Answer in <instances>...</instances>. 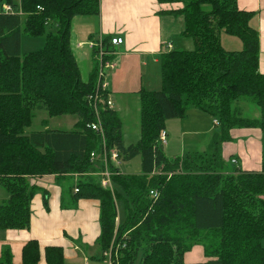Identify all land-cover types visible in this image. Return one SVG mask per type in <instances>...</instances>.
<instances>
[{
	"label": "trees",
	"instance_id": "obj_1",
	"mask_svg": "<svg viewBox=\"0 0 264 264\" xmlns=\"http://www.w3.org/2000/svg\"><path fill=\"white\" fill-rule=\"evenodd\" d=\"M157 2L182 3L181 9L163 13L182 17L181 37L192 40L193 49L163 53L160 89L138 92L137 145L125 148L118 115L100 112L107 147H117L123 161L141 158V174L113 176L111 194L97 178L86 176L102 170V164L89 162L92 152L101 153V137L86 127L94 121L87 97L98 84V51L93 49L92 70L83 82L70 47L72 19L98 16V0H0V187L8 195L0 204V231L29 228L38 190L47 201L48 194L33 179L77 176L73 197L99 202L100 259L111 249L112 264H264V166L256 173L235 167L227 176L212 169L222 164L220 145L230 139V130L264 133V74L258 71L259 35L249 25L252 13L240 10L237 0ZM5 4L11 12L3 11ZM221 33L239 39L242 49L224 50ZM23 35H45L44 48L23 55ZM109 42L102 41L105 51ZM244 99L256 106L258 117L244 116L236 104ZM36 108L44 109L48 119L77 121L70 130H49L44 119L42 130L27 135ZM190 108L218 120L220 131L207 154L168 161L156 148L159 133ZM157 169L170 176H151ZM117 190L125 198L124 224L116 223ZM196 244L202 246L204 261L185 263ZM10 257L7 250L0 264H11ZM41 262L65 264V250L28 241L22 264Z\"/></svg>",
	"mask_w": 264,
	"mask_h": 264
},
{
	"label": "crops",
	"instance_id": "obj_2",
	"mask_svg": "<svg viewBox=\"0 0 264 264\" xmlns=\"http://www.w3.org/2000/svg\"><path fill=\"white\" fill-rule=\"evenodd\" d=\"M98 2V16L72 19L71 51L79 67L80 75L81 71L86 73V78L85 80L81 78L82 81L87 82L94 61L93 50L89 47V43L116 37L122 38L121 45L113 48L108 45V48L113 50L116 67L106 75L108 83L106 91L113 103L112 111L121 120L122 135L124 129L135 130L139 133L140 100L138 92L141 89L146 91L160 89L159 57L167 52L166 44L170 43L172 50L181 49V46L191 47L192 45L193 47V44L185 43V41L182 44L176 42L177 35L183 39L181 37L182 17H173L163 13L181 9L183 5L182 3L159 4L157 0H98ZM237 6L240 10L252 13L249 25L259 35L258 71L264 74V0H237ZM164 21L166 22L165 29H163ZM220 44L226 50L222 45L221 38ZM196 110L195 108L188 109L189 115L180 122L181 152L185 150V141L187 140L183 136L187 133L196 134V127L202 126L206 130L205 126L209 119L202 115L203 112ZM190 116L196 117L195 120H191L194 128L185 129L183 122ZM205 116L208 117L207 114ZM196 120H200L198 126L195 123ZM166 135L168 137V133ZM167 137V144L162 148L165 158L164 151L171 152V141L170 139L168 141ZM174 137L176 135L172 134L169 138L172 140ZM229 137V143L222 142L220 145L219 156L222 165L231 166L234 169L237 167L245 172L260 171L259 163H262V159H264V133L258 128H235L230 130ZM123 146L126 148L130 145L123 143ZM190 148H193V144H190ZM226 154L230 156V160H237V166L234 167L231 163V165L224 164L223 159ZM74 177L77 178V176ZM74 177L72 176V178ZM56 179V176L51 175L33 179L32 182L34 181V184L39 187L38 184H44L50 180L53 182ZM41 189L46 191L48 199L45 202L42 194L36 198L34 196L32 199L29 228L0 231V259L8 250L11 264H22V248L30 240H37L42 247L60 246L65 250V259L66 257L74 258L81 254L82 250L81 244H75V240L80 239L82 243L92 244L98 237L99 202L97 200L75 198L74 195L64 198L57 185ZM50 191L53 193H49ZM7 199V193L0 187V204L6 202ZM94 201L97 202V205L93 204ZM33 202L34 210L31 208ZM77 221L84 222V225L75 224ZM192 250L195 252L197 248ZM192 250L191 253H193ZM84 261L88 262L86 258Z\"/></svg>",
	"mask_w": 264,
	"mask_h": 264
},
{
	"label": "rangeland",
	"instance_id": "obj_3",
	"mask_svg": "<svg viewBox=\"0 0 264 264\" xmlns=\"http://www.w3.org/2000/svg\"><path fill=\"white\" fill-rule=\"evenodd\" d=\"M17 1V0H15ZM4 6H2V9L4 11ZM9 6V5H8ZM1 7V5H0ZM5 12V11H4ZM7 13V12H6ZM53 27V25H52ZM52 27H50L49 29H46V34L49 33V30H52ZM166 28V22H163V29ZM220 38L222 40V45L224 46V48L226 49V51H240L241 48V44L240 41L235 38V37H231V36H227L224 33L220 34ZM45 41H46V36L42 35V36H38V37H29L26 35H23L21 38V53L23 55H27L29 53L32 52H36L41 50L42 48H44L45 46ZM191 43L193 44L192 40L187 39V38H180L176 37V42L178 44H182V43ZM181 49H186V50H192L193 47L191 45V47H180ZM84 71H81V78L83 80H85L86 78V73H83ZM239 107H241L243 109L244 112V116L246 117H250V118H256L258 117V109L256 108V106L254 104H252L249 100H241L238 103H236ZM140 106V103H139ZM198 111V110H196ZM200 113V112H198ZM201 114V113H200ZM188 111L185 113V116L183 118H177L174 120H170L169 122L165 123V128H164V132L168 133V141L170 139L171 141V146H170V153H167L166 151V158L168 161H173L175 159L178 158H182L185 157L187 155H194V154H207L209 152V147L213 138L214 134L219 133L220 128H219V124L215 125L214 121L211 119V117H207L205 116L206 114L202 115L206 118H208V124L205 126V129H203V127H196L197 128V132L196 134H190L187 133V135L183 136L186 137L187 140L185 141V150L183 152H181V144L179 141V134H180V122L181 120L187 118L188 116ZM196 117L194 116H190L189 119L185 120L183 122V127L185 129H191L194 128L191 124V120H195ZM44 119H48L46 112L44 109L42 108H36L35 112H34V118L32 121V124L29 128L25 129V134H31L32 132H38L39 130H42L41 127V121ZM77 119L75 117H70V116H63V117H55V118H51L48 119V124L46 129L49 130H70L73 125L76 123ZM176 121V122H175ZM200 120H196V124L198 126ZM102 122V121H101ZM103 125V124H102ZM185 125V126H184ZM188 132V131H187ZM176 135V137H174L172 140L170 137V135ZM123 143L127 144V145H137L138 142L140 141V134L138 132H136L135 130H129V129H124L123 132ZM230 140V139H229ZM225 141V143H229L230 141ZM101 142V151H102V143H106V135L104 137V139L100 140ZM234 143V142H232ZM190 144H193V148H190ZM113 147V146H112ZM112 147H107V149H110ZM165 147V146H164ZM122 160V159H121ZM230 156H228L226 154V157L223 159L224 164L227 165H231L230 164ZM90 162V160H89ZM100 163L99 160H97V162L95 164H91L93 167H95L94 165ZM101 164V163H100ZM263 166H264V159H262V163H259V167H260V171H254L256 172H262L263 170ZM212 169H216L221 175L227 176L230 175L231 173H233L234 168L227 167V166H223L222 164H220V166H216L214 165L212 167ZM114 173H117L114 170H111ZM119 171L121 174L123 175H139L141 174V158L139 156L131 159V160H126V161H121L120 165H119ZM101 172V170H96L95 172H91V173H86V176L88 177H92V178H97V181H100V176H98V173ZM115 175H120L119 173L114 174ZM161 175H169L170 173L164 172L162 170H158L157 169V173L151 176H161ZM239 175V174H236ZM112 176V177H113ZM46 177V176H45ZM112 177H111V181H112ZM42 178V177H41ZM78 177H59L56 180H54L53 182L50 180L48 182H45L44 184H38L39 187L41 188H45L47 186L49 187H54V186H58L60 193L64 196V198H69L72 197V195H74V188L77 185V180ZM37 182V181H36ZM114 186H113V191H110L111 194L114 193ZM109 191V190H108ZM119 196L116 199V211H117V220L116 223H121L124 224L125 222V204H124V195L120 190H117ZM49 193H53V191H50ZM42 194V190H38L35 194V198L38 195ZM51 204V202H50ZM93 204L97 205V202H93ZM32 210H34V202H33V206L31 207ZM98 214H97V222H98ZM75 224H79V225H84V222L82 221H77ZM75 244H81L82 246V250H81V254H78L77 257L74 258H68L66 257L65 259V264H109V261L106 258H101L100 259V252H99V248H98V244H97V238L94 239L92 244H85L82 243L81 240H75L74 241ZM263 246H264V241H263ZM194 248H197V250L194 252ZM192 252L191 251L189 253L185 254V262L187 263H196V262H200L203 258H202V246L199 244H196L192 247ZM87 259L88 262L84 261V259Z\"/></svg>",
	"mask_w": 264,
	"mask_h": 264
},
{
	"label": "built area",
	"instance_id": "obj_4",
	"mask_svg": "<svg viewBox=\"0 0 264 264\" xmlns=\"http://www.w3.org/2000/svg\"><path fill=\"white\" fill-rule=\"evenodd\" d=\"M4 11L5 12H11V7L6 5L4 6ZM123 42L122 38H111L110 39V47H116L118 45H121ZM89 47L91 50L97 49L98 53L96 56V59L98 60L99 66H98V84L97 88L94 93L90 94L87 97V100L89 102V105L91 107L92 113H93V118L94 121L88 124L86 127L87 129L91 130L94 133H97L101 139H104L105 137V131L101 122L100 118V112L104 110H112L113 109V103L111 99L107 95V86L108 83L106 82V75L109 71H112L116 67V63L113 60V50L105 51V47H103L102 41H92L89 43ZM165 50L167 52L172 50V45L166 44ZM215 125H218L219 122L218 120H213ZM166 133L164 130H162L159 133L158 140L156 142V148L162 149L166 144ZM90 163L95 164L97 160L100 161L102 164V170L101 172L98 173V176H100V186L103 189L113 191V182L111 181V177L114 174H121L119 171V165L121 162V156L120 152L117 149V147L113 146L110 149L106 148V143H102V151L101 153H96L92 152L89 156ZM230 163L235 167L237 166V160L236 159H231ZM117 169L116 172L114 173L111 170ZM115 171V170H114ZM157 173V170L153 171L150 175H154ZM74 192H77V189H74ZM150 197L153 200H156L158 198V194L151 190L149 192ZM106 259L109 261V264H112V259H111V249L109 252L105 253Z\"/></svg>",
	"mask_w": 264,
	"mask_h": 264
}]
</instances>
